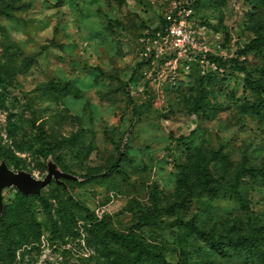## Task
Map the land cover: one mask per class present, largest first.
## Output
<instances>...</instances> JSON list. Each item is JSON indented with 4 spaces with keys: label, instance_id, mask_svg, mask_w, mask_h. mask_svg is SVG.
<instances>
[{
    "label": "rangeland",
    "instance_id": "374dc122",
    "mask_svg": "<svg viewBox=\"0 0 264 264\" xmlns=\"http://www.w3.org/2000/svg\"><path fill=\"white\" fill-rule=\"evenodd\" d=\"M2 165L48 183L2 188L0 264H97L98 221L171 264H264V0H0Z\"/></svg>",
    "mask_w": 264,
    "mask_h": 264
},
{
    "label": "trees",
    "instance_id": "16d2710c",
    "mask_svg": "<svg viewBox=\"0 0 264 264\" xmlns=\"http://www.w3.org/2000/svg\"><path fill=\"white\" fill-rule=\"evenodd\" d=\"M219 66L224 65L221 57H216ZM264 178V170H256ZM194 232L204 239L207 246L222 256L233 253H246L247 261L254 259L261 250L259 242L254 237H228V243L221 238L207 235L197 224L192 223ZM91 236L94 240V252L97 264H171L160 252L152 250L150 245L141 241L133 234L117 232L108 227L104 222L98 221L90 225Z\"/></svg>",
    "mask_w": 264,
    "mask_h": 264
},
{
    "label": "water",
    "instance_id": "95a60500",
    "mask_svg": "<svg viewBox=\"0 0 264 264\" xmlns=\"http://www.w3.org/2000/svg\"><path fill=\"white\" fill-rule=\"evenodd\" d=\"M47 183L25 173H14L6 165L0 166V200L2 199L1 190L5 186L17 185L27 193H39Z\"/></svg>",
    "mask_w": 264,
    "mask_h": 264
},
{
    "label": "built area",
    "instance_id": "2783aa9c",
    "mask_svg": "<svg viewBox=\"0 0 264 264\" xmlns=\"http://www.w3.org/2000/svg\"><path fill=\"white\" fill-rule=\"evenodd\" d=\"M166 18L169 24L167 26L168 35L172 37V47L182 52L191 45L194 31L185 20H177L172 15H168Z\"/></svg>",
    "mask_w": 264,
    "mask_h": 264
}]
</instances>
